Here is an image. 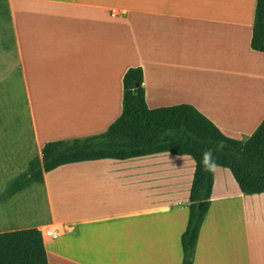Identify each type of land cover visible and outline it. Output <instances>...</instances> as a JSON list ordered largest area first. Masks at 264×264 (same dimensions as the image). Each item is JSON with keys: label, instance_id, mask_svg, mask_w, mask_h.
I'll return each mask as SVG.
<instances>
[{"label": "crops", "instance_id": "1", "mask_svg": "<svg viewBox=\"0 0 264 264\" xmlns=\"http://www.w3.org/2000/svg\"><path fill=\"white\" fill-rule=\"evenodd\" d=\"M5 1L0 59L9 61V102L28 116L11 124L36 151L11 163L12 180L0 172V191L46 144L107 133L123 114L131 69L143 72L149 109L193 106L243 143L264 121V55L251 47L257 0ZM219 169L194 264H264V200L244 195L231 172L217 184ZM195 170L191 157L170 153L106 159L60 167L21 193L46 190L48 218L30 229L40 231L49 264H182ZM49 227L56 238L47 241Z\"/></svg>", "mask_w": 264, "mask_h": 264}, {"label": "trees", "instance_id": "2", "mask_svg": "<svg viewBox=\"0 0 264 264\" xmlns=\"http://www.w3.org/2000/svg\"><path fill=\"white\" fill-rule=\"evenodd\" d=\"M251 47L264 55V0H257ZM170 153L191 157L196 170L190 192L189 224L182 236L183 263L194 264L200 232L211 208L217 168L228 169L246 196L264 195V121L246 142L226 137L196 108L149 109L141 69L124 78L123 114L105 134L46 144L4 194L11 199L60 167L106 159L125 161ZM0 264H49L37 229L0 234Z\"/></svg>", "mask_w": 264, "mask_h": 264}, {"label": "rangeland", "instance_id": "3", "mask_svg": "<svg viewBox=\"0 0 264 264\" xmlns=\"http://www.w3.org/2000/svg\"><path fill=\"white\" fill-rule=\"evenodd\" d=\"M8 17V3L5 0H0V38L6 37L5 35L8 36ZM8 70L9 61L0 59V133H3L4 136L3 140H0V172L4 176V180L6 182L13 179L12 175L14 173V170H12L11 173L8 172L11 163L15 159L20 161L27 160L28 157H31L34 154V151H36V146H34L33 144L28 145L26 148L23 147L25 141L18 140V137L21 138V136L24 137V135L17 134L19 133V127L16 124H11L12 119H18L22 123H25L26 121H28V116L24 104L16 106V104L12 105L9 102ZM261 101L264 103V99H261ZM10 131H12V133H10ZM237 140L243 142L244 138L242 136H239ZM23 170L17 173L19 177L23 174ZM224 172H227V174L231 176L229 170L219 169L216 172V181L220 186L223 185V183L226 181L225 177L223 176ZM231 182L236 188H238L233 179H231ZM9 188L10 187L7 188L6 184V188L0 191V194L2 195V197L0 195V231L5 232L7 231V229H11L12 227H24V229H30V227H35L37 225L45 223L48 218V199L45 188L32 186L31 189L27 190L25 193L23 192L11 199H5L4 194L9 190ZM218 190H220V187L216 185L215 193ZM53 198L55 200L54 192ZM250 198L251 197H245L244 200H249ZM257 198H261V200H264V195H260ZM5 200H11V202H5ZM15 207H17L20 215H17V212L14 213ZM258 213L259 242L260 245L263 244L264 246V212L262 217H260V209H258Z\"/></svg>", "mask_w": 264, "mask_h": 264}, {"label": "built area", "instance_id": "4", "mask_svg": "<svg viewBox=\"0 0 264 264\" xmlns=\"http://www.w3.org/2000/svg\"><path fill=\"white\" fill-rule=\"evenodd\" d=\"M116 14H117L116 10L111 11V15L116 16ZM43 237L47 241L56 238L55 229L53 227L52 228L49 227V228L44 229Z\"/></svg>", "mask_w": 264, "mask_h": 264}]
</instances>
